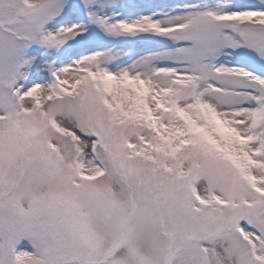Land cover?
Wrapping results in <instances>:
<instances>
[{
	"label": "snow or ice",
	"instance_id": "1",
	"mask_svg": "<svg viewBox=\"0 0 264 264\" xmlns=\"http://www.w3.org/2000/svg\"><path fill=\"white\" fill-rule=\"evenodd\" d=\"M0 264H264V0H0Z\"/></svg>",
	"mask_w": 264,
	"mask_h": 264
},
{
	"label": "rangeland",
	"instance_id": "2",
	"mask_svg": "<svg viewBox=\"0 0 264 264\" xmlns=\"http://www.w3.org/2000/svg\"><path fill=\"white\" fill-rule=\"evenodd\" d=\"M135 2H148V3H171L174 2V0H135Z\"/></svg>",
	"mask_w": 264,
	"mask_h": 264
}]
</instances>
